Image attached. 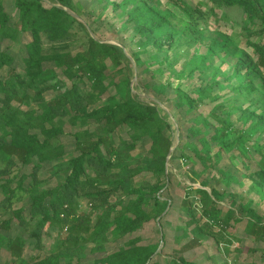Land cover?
Wrapping results in <instances>:
<instances>
[{
	"label": "trees",
	"instance_id": "16d2710c",
	"mask_svg": "<svg viewBox=\"0 0 264 264\" xmlns=\"http://www.w3.org/2000/svg\"><path fill=\"white\" fill-rule=\"evenodd\" d=\"M125 1L116 2L114 8L126 5ZM208 1L211 5L207 12L198 11L197 7L185 0H168L195 26H199L202 14L213 15L216 22H220L221 19L231 20V10H238V22L243 27L258 28L255 34L264 35V0ZM59 3L62 6L57 3L46 6L45 0H15V7L19 11V23L16 25L12 23L4 0H0V42L8 39L18 43L24 33H29L32 37L24 44L27 66L23 72L11 69L15 55L0 50V116L5 113L9 118L0 122V191L9 203L20 197L19 191L29 195L31 218L36 220L35 230L31 234L38 240L49 224H56L61 229L66 223L71 224L67 237L57 240L50 256L36 259L30 264H64L62 259L71 256V250L66 249V243L78 248L82 241L84 243L93 240L100 243L98 250H103L109 240V233L116 237L132 233L145 222L160 217L169 205V200L162 199V195L158 193L167 183L166 159L174 143L166 131L172 127V123L163 117L156 104L147 102L132 92L131 80L127 73L130 62L123 48L95 39L86 24L64 8L75 10L70 0H59ZM218 10H221V15ZM140 30L145 35L149 34L142 27ZM248 43L258 56V65L264 69V40L249 38ZM75 44L79 49L74 50ZM163 46L161 44L159 47L162 49ZM108 60L112 63L111 66ZM47 63L58 65L64 76L73 81L70 88L48 101L44 99L43 93L50 88L58 75L54 69L45 68ZM5 67L9 69L3 75L2 70ZM117 67H121L119 71L125 78L116 83L118 92L111 98L112 103L91 108L108 92L109 72ZM241 70V66L237 65L227 80L240 77ZM157 72L162 70L158 69ZM79 83L86 89L80 87ZM218 83L216 81V84ZM216 84L200 86L192 92L182 91L178 101L197 108L205 100H215L217 95H213V91ZM247 88L261 92L260 98L264 101V84L261 81L255 83L250 75L245 83L241 82L239 87L233 88L236 92L234 96L238 97ZM30 89L34 90V96L29 93ZM230 99L229 97L220 105L229 116L232 111L227 101ZM32 102L40 105V113L34 109H23L25 103ZM212 114L218 123L212 140L217 142L219 149L212 155L209 150L211 142L207 138L201 141L207 145L206 153L201 154L194 148V155L203 161L206 169L216 166L225 153L229 154L238 149L248 154L252 148L259 155V172L264 174V144L254 140L250 132H236L234 123L217 114L216 108L212 110ZM64 116H70L73 124L84 126L93 118L105 133H97L95 139L88 128L77 133L79 154L56 163L54 169L58 177L57 184L51 188L42 187L38 176L43 166L66 156L64 145L59 140L64 132ZM10 121L15 122L10 124ZM123 126L128 128L133 141L117 144L114 134ZM32 128H40L44 139H40L36 134L24 132ZM196 132L201 131L197 129ZM8 137L10 141L7 140ZM146 137L150 139L153 151L149 169L156 180L150 186H140L132 182L134 176L129 167L137 143ZM15 156L23 165L33 164V169L29 176L21 177L18 186L13 187L14 181L18 179V170H12L16 165ZM233 157L234 155H230L231 159ZM28 177L32 179L30 187L25 189L24 182ZM224 181L228 184L230 182ZM189 188L192 191L185 199L184 208L189 217L188 225L196 226L194 232L198 237L193 238L191 244L185 248L196 244L202 234H207L215 239L218 247L225 245L229 250L231 241L225 226L229 224L234 212L230 210L225 216H221V211L217 208L218 200L224 196L215 191L210 193L203 187ZM121 191L125 196L135 197L127 203L121 200L120 203L111 205V197ZM82 195L88 197L96 208L102 209L94 225L91 222L94 215L80 216L77 213L78 198ZM193 195L199 197L202 205L200 212L195 207ZM261 195L264 197V191H261ZM198 216L206 217L207 223L197 225ZM13 217L18 219L25 229H30L21 213ZM11 222L12 218L4 219L0 225L8 227ZM247 230L256 240H264V222L250 218ZM83 234H87L86 237H83ZM25 245L26 240L22 235L11 238L0 232V249L9 251L17 264H29L22 254ZM158 248L159 243L140 244L138 239H132L126 247L108 253L100 261L104 264H148ZM171 264L192 263L181 257L173 260Z\"/></svg>",
	"mask_w": 264,
	"mask_h": 264
},
{
	"label": "rangeland",
	"instance_id": "374dc122",
	"mask_svg": "<svg viewBox=\"0 0 264 264\" xmlns=\"http://www.w3.org/2000/svg\"><path fill=\"white\" fill-rule=\"evenodd\" d=\"M70 1L75 10L70 7L64 8L75 13L76 16H73L86 24L95 39L123 48L130 62L127 73L131 80L132 92L143 100L156 104L163 117L170 120L172 127L166 134L173 140L174 145L166 159V187L158 193L162 195V199L169 200L165 212L122 237L109 233V240L103 250H98L100 243L93 240L84 243L82 241L78 248L66 243V249L71 250V256L63 258L62 262L104 264L100 260L108 253L126 247L132 239H138L140 244L159 243L156 254L148 264H171L173 260L181 257L192 264H264V240H256L247 230L250 218L264 222V197L261 195V191H264V174L259 172L257 166L259 155L252 148L248 154L234 149L229 154L225 153L216 166L207 169L203 161L194 155V148L201 154L206 153L207 145L201 142L203 138L211 142L209 150L212 155L219 149L217 142L212 140L218 126L212 114L215 108L217 114L227 117L234 123L236 132L239 130L250 132L254 140L264 144V101L260 98L261 92L247 88L235 97L236 92L233 90L239 87L241 82L245 83L249 75L253 77L255 83L261 81L264 84V69L258 65V56L248 43L249 38L263 41L264 35L255 34L258 28L243 27L238 22L240 21L238 10H231V20L221 19L220 22H216L213 15L201 13L203 16L200 18L199 26H195L168 0H126V5L116 8L115 3L124 0ZM185 1L197 7L198 11L208 12L211 5L208 0ZM4 3L12 23L18 25L19 11L15 7V0H4ZM54 3L62 6L59 0H45L46 6ZM218 14L221 15V10H218ZM141 27L149 34H143ZM31 39L29 33H24L21 34L18 43L8 39L0 42V50L15 55L12 70L18 72L25 70L27 54L24 44ZM161 44L164 45L162 49L159 47ZM77 49L79 47L75 44L74 50ZM108 64L112 65L109 60ZM237 65L242 68L240 77L227 80ZM44 66L54 69L58 75L50 88L43 93L44 99L48 101L70 88L73 81L64 76L62 69L55 63H47ZM120 68H114L109 72L108 92L91 108L112 103L111 98L118 92L116 83L125 78L119 71ZM8 69L5 67L2 70L3 75ZM158 69L162 72H157ZM216 81L219 83L216 84ZM208 84H216L213 91V95H217L215 100H205L197 108L178 101L180 92H192ZM79 86L86 89L83 84L79 83ZM29 93L35 95L32 89ZM229 97L231 99L227 103L232 111L231 116L220 107ZM15 104L17 105L16 102ZM22 107L25 110L34 109L38 113L41 112L37 103H25ZM3 120H9L5 113L0 116V122ZM62 121L64 132L59 140L64 145L66 156L43 166L38 176L42 187L51 188L57 184L58 177L54 169L56 163L79 154L77 133L88 128L94 139L97 133H105L102 126L93 118L89 119L86 126L73 124L70 116H64ZM14 122L10 121V124ZM197 129L201 132H196ZM24 132L36 134L40 139H44L40 128ZM232 137L235 138L234 135ZM7 140L10 141V137ZM114 140L117 144L133 141L126 126L117 130ZM132 155L133 160L129 167L134 176L132 182L140 186H150L156 180L149 169L150 158L153 155L150 139L142 138ZM230 155L234 157L231 159ZM14 161L16 165L12 170H18V179L13 183V187H16L20 184L22 176L30 175L33 164L23 165L16 156ZM31 179L32 177H28L24 182L25 189L30 187ZM224 180H229V184ZM189 187H203L210 193L215 191L224 196L218 200L217 208L221 211V216H225L230 210L234 212L229 224L225 226L231 241L229 250L225 245L218 247L215 239L207 234H202L196 244L185 248L191 244L193 238L198 237L194 232L196 226L188 225L189 217L184 208L185 199L192 191ZM19 195L18 199L14 198L9 203L0 191V222L12 218L10 226L0 225V232L11 238L23 236L26 240L23 258L30 264L36 259L50 256L57 240L67 237L71 224L66 223L63 229L56 224H49L38 240L31 234L36 227V220L31 218V199L24 191H19ZM134 197L135 195L125 196L121 191L111 197V205L120 203L121 200L127 203ZM192 197L197 211L200 212L202 205L198 195ZM78 199V215L89 217L94 215L91 219L94 225L102 209L96 208L84 195ZM18 213L22 214L30 229H25L24 225L13 217ZM197 218L199 219L197 225L207 223L206 217ZM86 235L83 234V237ZM15 261V257L9 251L0 249V264H17Z\"/></svg>",
	"mask_w": 264,
	"mask_h": 264
},
{
	"label": "water",
	"instance_id": "95a60500",
	"mask_svg": "<svg viewBox=\"0 0 264 264\" xmlns=\"http://www.w3.org/2000/svg\"><path fill=\"white\" fill-rule=\"evenodd\" d=\"M70 13H72V12H70ZM72 15H75V13H72ZM76 16V15H75ZM170 152H171V150H170Z\"/></svg>",
	"mask_w": 264,
	"mask_h": 264
}]
</instances>
